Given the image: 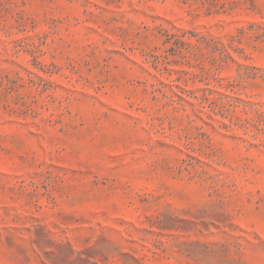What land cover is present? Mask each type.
<instances>
[{"label": "rangeland", "instance_id": "rangeland-1", "mask_svg": "<svg viewBox=\"0 0 264 264\" xmlns=\"http://www.w3.org/2000/svg\"><path fill=\"white\" fill-rule=\"evenodd\" d=\"M0 264H264V0H0Z\"/></svg>", "mask_w": 264, "mask_h": 264}]
</instances>
